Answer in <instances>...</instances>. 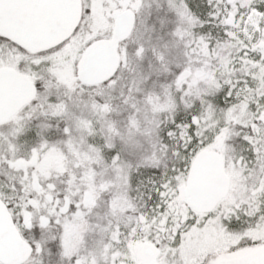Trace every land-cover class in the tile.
Segmentation results:
<instances>
[{"label": "snow or ice", "instance_id": "1", "mask_svg": "<svg viewBox=\"0 0 264 264\" xmlns=\"http://www.w3.org/2000/svg\"><path fill=\"white\" fill-rule=\"evenodd\" d=\"M0 264H264V0H0Z\"/></svg>", "mask_w": 264, "mask_h": 264}]
</instances>
